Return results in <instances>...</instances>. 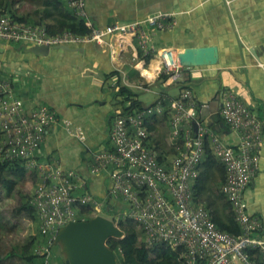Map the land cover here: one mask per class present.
Instances as JSON below:
<instances>
[{
	"label": "built area",
	"instance_id": "built-area-1",
	"mask_svg": "<svg viewBox=\"0 0 264 264\" xmlns=\"http://www.w3.org/2000/svg\"><path fill=\"white\" fill-rule=\"evenodd\" d=\"M67 4L77 17L86 20L90 35L81 37L66 32L52 37L43 26L0 16V42L54 47L103 44L106 38L114 41L131 38L143 59H157L172 83H182L183 72L190 70L181 65L176 50L157 45L158 33L171 28L170 14L96 29L88 21L86 0H67ZM161 100L162 96L153 107L132 115L116 116L110 134L111 150L95 155L92 174H109L111 196L127 206L123 217L137 224L146 245L168 244L183 248L185 264H264L261 223L248 213L243 199L244 190L259 169L264 143L263 122L234 94L226 93L220 116L230 131L239 136L237 147H228L209 127L197 121L201 106L195 102L190 89L183 90L167 108L171 138L183 139V150L168 167L161 164L158 153L146 145L150 136L147 120L166 114ZM194 123H197V131ZM58 125L84 140V133L80 129L75 131L71 122L61 119L56 111L46 106L28 108L10 85L0 79V129L3 132L0 156L3 160L23 161L27 173L33 175L30 180L35 191L33 189L31 194L38 210L41 236L35 253L46 255V264L53 263L52 248L58 230L71 222L86 220L78 217V205H93V218L106 207L90 195L76 193L83 185L77 172L62 170L38 159L46 134ZM206 140L226 169L222 193L242 228L243 234L239 237L222 232L214 223L211 210L194 204L192 188L205 157ZM249 251L259 253L261 261L255 260Z\"/></svg>",
	"mask_w": 264,
	"mask_h": 264
},
{
	"label": "crops",
	"instance_id": "crops-1",
	"mask_svg": "<svg viewBox=\"0 0 264 264\" xmlns=\"http://www.w3.org/2000/svg\"><path fill=\"white\" fill-rule=\"evenodd\" d=\"M86 8L88 21L96 29L170 14L171 28L158 33L159 47L174 49L178 54L188 48H218L219 65L187 70L193 97L201 106L197 121L209 127L226 146L237 147L239 136L220 116L224 95L232 93L261 119L264 132V0H86ZM69 47L71 50L56 49L41 56L27 52L23 44L0 42V71L12 76L13 91L28 108L49 107L71 122L75 131L84 133V140H80L59 125L52 127L38 159L77 172L83 183L78 195H90L103 202L108 211H117L125 204L111 196L109 174H92L91 167L95 155L111 150L120 83L151 94L150 101L138 96L136 102L143 108L153 105L162 96L155 84L161 64L157 59L145 61L131 38H106L103 44ZM140 66L154 69L155 76L149 79ZM145 85H150L148 90ZM181 92L172 87L168 96L175 99ZM155 117L147 124L153 145L158 148L160 141L171 147L170 125L163 115ZM221 169L212 173L213 196L221 192L226 178L225 168ZM243 199L248 213L259 219L264 240V143L259 169L244 190Z\"/></svg>",
	"mask_w": 264,
	"mask_h": 264
},
{
	"label": "trees",
	"instance_id": "trees-1",
	"mask_svg": "<svg viewBox=\"0 0 264 264\" xmlns=\"http://www.w3.org/2000/svg\"><path fill=\"white\" fill-rule=\"evenodd\" d=\"M1 10L2 4H0V16H9L20 22L43 26L52 37L66 32L81 37L91 34V29L86 25V20L81 19L74 14L73 10L68 6L67 0H44L42 6L38 8L32 16L27 18L18 17L12 6L9 7L8 11ZM140 56H143L141 52ZM149 61L150 60L147 59V62ZM169 77L170 75L162 72L159 79L155 83L162 91L163 97L161 103L166 108V114L163 115V118L166 120L168 125H170V116L167 114V108L172 100L179 98L177 97L175 99H171L168 96V89L171 87H163ZM0 79L6 81L12 88V76L8 73L0 71ZM190 81L191 77L188 71H184L183 81L180 83L181 86L178 87L179 90H191V86L189 85ZM149 86L150 85H145V88H148ZM115 97L118 100L119 106L117 115L127 116L132 115L134 112L143 110L141 103L136 102L138 95L130 87L125 86L122 83H120ZM155 118V116L149 118L147 120V124L149 120H154ZM2 139L3 132L0 129V143ZM164 144L165 143L157 141L158 148H156L153 145V141L150 136L146 142L148 147L158 153V161L169 167V162L171 161L170 158L176 157L183 150V139H173L171 147H168L166 144L163 146ZM205 151V157L199 166V177L192 188L194 194V204L211 210L213 221L222 232L239 237L243 234L242 228L236 221L231 205L226 201L222 193V189L219 194L215 196L211 195L210 180H212L213 170L222 172L221 166H223V164L215 157L211 149V144L207 140L205 142ZM30 176L33 175H29V173H27L23 161L3 160L0 156V186L8 195H12L20 184L24 185L26 180H30ZM225 182L226 178L224 179L222 187ZM22 196V204L15 209L14 214H26L29 221H31L35 226L34 230L36 234L34 235L35 238H33V240L37 239L40 241L41 236L39 232L38 210L33 204V195L29 191L28 193L22 194ZM77 209L78 217L80 219L89 220L94 216L93 205H78ZM126 209V205H123V207L117 211H108L106 207L103 209L112 216L117 215L118 227L124 233L123 239L112 238L109 239L107 243L109 248L116 253L118 264H185V259L183 257L185 249L183 248L176 249L168 244H160L157 246L146 245L143 242V233L138 228L137 224L133 220L123 217ZM54 247L57 246L54 245L53 248ZM249 254L251 256H255V260L261 261V255H259V253L249 251ZM13 256H16L24 264H46L47 260L46 255H37L35 253L34 244L31 247V251L23 249L19 254L15 253ZM57 260L59 264H65V261L61 260V256ZM54 263L55 262L52 264Z\"/></svg>",
	"mask_w": 264,
	"mask_h": 264
},
{
	"label": "water",
	"instance_id": "water-1",
	"mask_svg": "<svg viewBox=\"0 0 264 264\" xmlns=\"http://www.w3.org/2000/svg\"><path fill=\"white\" fill-rule=\"evenodd\" d=\"M27 52L36 55L48 56L53 50H71L69 46H40L34 45ZM181 65L188 69L217 66L220 63L218 48L215 46L188 48L178 54ZM180 83H172L170 80L163 87H180ZM153 105L144 107H153ZM197 131V123L193 124ZM123 239L124 233L112 220L104 216H96L89 220L71 222L61 227L55 237L54 245L61 249L65 264H118L117 255L108 246L109 239Z\"/></svg>",
	"mask_w": 264,
	"mask_h": 264
},
{
	"label": "rangeland",
	"instance_id": "rangeland-1",
	"mask_svg": "<svg viewBox=\"0 0 264 264\" xmlns=\"http://www.w3.org/2000/svg\"><path fill=\"white\" fill-rule=\"evenodd\" d=\"M43 2L44 0H0V4H2L1 11H8L9 7L12 6L15 14L20 18L32 16L42 6ZM134 44L139 50L138 45L136 43ZM133 91L141 100L150 101L153 98L151 94L144 93V90H140L137 87ZM162 148L165 149L164 147ZM33 189L34 185L31 180H26L24 185L20 184L12 195H8L0 186V264H24L13 255L15 253L19 254L23 249L31 251L33 244L36 249L40 244V241L37 239L33 240L36 234L34 230L35 226L29 221L26 214H14L15 209L22 204V194L31 192ZM100 215L109 218L118 225L117 215L112 216L104 210L100 212ZM60 251L61 249L57 247H54L52 250L51 259L52 262H55L54 264H59L57 259L60 256L61 260L65 261Z\"/></svg>",
	"mask_w": 264,
	"mask_h": 264
},
{
	"label": "bare ground",
	"instance_id": "bare-ground-1",
	"mask_svg": "<svg viewBox=\"0 0 264 264\" xmlns=\"http://www.w3.org/2000/svg\"><path fill=\"white\" fill-rule=\"evenodd\" d=\"M127 39V38H126ZM144 65V64H143ZM140 69L141 71L143 72L144 75H146L149 79L153 78L155 76V72H154V69L153 70H147V69H144L142 66H140ZM160 69V66L159 68ZM157 69V70H158ZM145 77V76H144Z\"/></svg>",
	"mask_w": 264,
	"mask_h": 264
}]
</instances>
